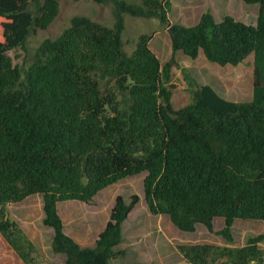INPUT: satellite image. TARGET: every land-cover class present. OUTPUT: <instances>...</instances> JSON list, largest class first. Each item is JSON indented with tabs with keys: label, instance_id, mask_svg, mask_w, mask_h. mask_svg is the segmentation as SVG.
<instances>
[{
	"label": "trees",
	"instance_id": "trees-1",
	"mask_svg": "<svg viewBox=\"0 0 264 264\" xmlns=\"http://www.w3.org/2000/svg\"><path fill=\"white\" fill-rule=\"evenodd\" d=\"M95 1L112 7L114 26L74 18L23 74L8 52L47 29L59 2L0 0V234L35 264V245L5 207L42 195L53 251L67 264H111L140 198L118 197L95 248L66 233L59 205L91 204L105 189L143 173L151 213L169 216L183 232L198 225L213 231L222 219L221 234L232 242L236 221H264V0H243L260 7L255 25L231 16L218 23L206 12L194 27L171 24L172 0ZM126 16L160 20L174 53L193 60L203 53L211 63L236 67L254 55L253 101H228L204 85L192 104L175 110L165 85L172 64L161 62L150 35L126 52ZM191 252L185 251L188 263L202 264L204 253Z\"/></svg>",
	"mask_w": 264,
	"mask_h": 264
},
{
	"label": "rangeland",
	"instance_id": "rangeland-1",
	"mask_svg": "<svg viewBox=\"0 0 264 264\" xmlns=\"http://www.w3.org/2000/svg\"><path fill=\"white\" fill-rule=\"evenodd\" d=\"M46 0H41L43 4ZM136 3L138 0H127ZM59 14L45 29L32 32L23 47L8 52L13 65L23 74L34 64L40 48L47 41H55L71 27L76 17L113 27L115 19L110 5L95 0H58ZM170 15L172 25L196 26L206 12H210L218 23L227 16L237 21L255 25L260 13L258 5H248L243 0H172ZM36 5L31 10L34 12ZM123 36L126 52L131 55L143 35L152 37L151 48L166 65L173 66L172 79L166 82L173 91V106L181 110L193 103V94L204 85L211 86L221 97L237 103L253 101L254 55L239 66L221 67L209 62L202 53L193 60L182 52L174 53L169 28L158 19H143L126 16ZM147 174L127 178L100 192L93 203L77 201L61 203L59 213L64 221L66 233L83 248H95L100 235L111 218L118 197L130 203L134 196L140 201L123 225L124 241L115 249L118 256L111 264H189L194 249L204 255L202 264H264V221L238 220L233 226L232 242L221 234L224 220L215 221L214 230L198 225L195 232L179 230L167 215H153L145 199ZM44 197L35 195L19 204L5 207L36 247L32 254L35 264H67V257L56 254L52 244L54 230L44 220ZM1 211V208H0ZM249 248L247 252L240 251ZM205 258V259H204ZM0 264H28L22 260L0 234Z\"/></svg>",
	"mask_w": 264,
	"mask_h": 264
},
{
	"label": "crops",
	"instance_id": "crops-1",
	"mask_svg": "<svg viewBox=\"0 0 264 264\" xmlns=\"http://www.w3.org/2000/svg\"><path fill=\"white\" fill-rule=\"evenodd\" d=\"M201 54H202V53H201ZM201 54H200V55H201ZM8 206H9V205H8Z\"/></svg>",
	"mask_w": 264,
	"mask_h": 264
}]
</instances>
